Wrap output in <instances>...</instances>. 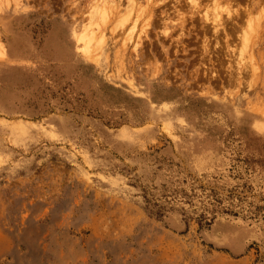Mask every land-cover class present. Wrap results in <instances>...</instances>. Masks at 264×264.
I'll return each instance as SVG.
<instances>
[{
  "label": "rangeland",
  "instance_id": "374dc122",
  "mask_svg": "<svg viewBox=\"0 0 264 264\" xmlns=\"http://www.w3.org/2000/svg\"><path fill=\"white\" fill-rule=\"evenodd\" d=\"M219 2L0 0V264H264V0Z\"/></svg>",
  "mask_w": 264,
  "mask_h": 264
},
{
  "label": "bare ground",
  "instance_id": "6f19581e",
  "mask_svg": "<svg viewBox=\"0 0 264 264\" xmlns=\"http://www.w3.org/2000/svg\"><path fill=\"white\" fill-rule=\"evenodd\" d=\"M222 1V0H221ZM212 3L213 4H215V7L216 6H218V5H220V2H219V0H212ZM234 6V5H233ZM230 10V9H229ZM229 10L227 11V13L229 14L230 12H229ZM236 11V10H235ZM234 12V11H233ZM104 13H105V11H104ZM94 15V14H93ZM92 15V19H93V16ZM104 15V14H103ZM104 19V18H103ZM106 19V18H105ZM104 19V20H105ZM103 20V21H104ZM120 22V21H119ZM95 26V25H94ZM99 27V26H98ZM87 27L85 26V29H86ZM96 27H94V29H95ZM97 30V29H96ZM96 30H94V31H96ZM98 32H99V30H97ZM96 31V32H97ZM95 33V32H94ZM100 33V32H99ZM96 35V34H95ZM101 35V34H100ZM94 36V34H93V31L91 32V33H89L88 32V30L86 31V32H83L82 34H80L78 37H76V42L77 43H79V44H82L83 45V48L84 49H88V47H89V44H92L91 43V41H94L95 40V38H96V36L95 37H93ZM103 36V35H102ZM101 36H99L97 39H99ZM101 40H103V37H101L100 38V40L99 41H101ZM97 41V40H96ZM95 41V43H96V45L98 46V44H97V42H99V41H97L96 42ZM81 48V47H80ZM90 48V47H89ZM83 53H85V51L83 52ZM1 54H3L4 55V53L1 51Z\"/></svg>",
  "mask_w": 264,
  "mask_h": 264
}]
</instances>
